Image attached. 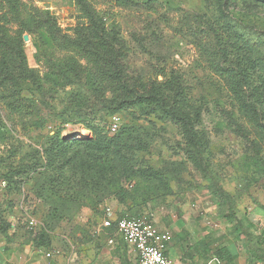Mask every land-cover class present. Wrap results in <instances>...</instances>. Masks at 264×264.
I'll list each match as a JSON object with an SVG mask.
<instances>
[{
  "label": "rangeland",
  "instance_id": "374dc122",
  "mask_svg": "<svg viewBox=\"0 0 264 264\" xmlns=\"http://www.w3.org/2000/svg\"><path fill=\"white\" fill-rule=\"evenodd\" d=\"M22 1L33 29L27 63L43 72L36 19L48 12L74 35L82 13L73 0ZM89 1L119 36L130 73L156 81L164 105L95 101L83 119L71 117L72 87L26 89L20 112L0 93V264H83L106 238H122L103 225L108 209L172 233L180 210L210 205L209 186L222 210L264 190V0ZM126 126L133 140H116ZM99 135L115 139L101 145Z\"/></svg>",
  "mask_w": 264,
  "mask_h": 264
},
{
  "label": "trees",
  "instance_id": "16d2710c",
  "mask_svg": "<svg viewBox=\"0 0 264 264\" xmlns=\"http://www.w3.org/2000/svg\"><path fill=\"white\" fill-rule=\"evenodd\" d=\"M73 1L79 6L83 17L74 35L63 33L56 17L48 12L46 16L40 14L42 16L36 19L37 30L41 32L40 37L45 46V52L39 50L38 53V61L44 60L41 72L29 68L27 63L24 34L31 33L33 29L25 21L23 1L0 0V93L8 108L20 112L29 107L31 99L23 96V91L33 87L42 91L48 83L60 89H78L70 96V100L77 106L71 116L73 118L85 119L84 108L96 107L98 104L95 101L113 104L117 108L153 102L164 105V99H156L162 92L160 87L157 88L156 81H148L130 73L127 52L122 48L119 36L107 28L104 18L91 2ZM13 23L19 25L14 32L11 28ZM37 46L42 49L38 43ZM155 91L158 95H155ZM86 92H91L94 99ZM32 106L38 108L36 99ZM168 111L178 116L171 107ZM40 123L37 121L35 125ZM133 135L132 127L126 126L121 128L116 140L127 142L133 140ZM97 139L101 145H109L115 138L99 135ZM67 141L70 139L61 140L58 136L59 144ZM208 189H211L208 195L210 199H215L220 205L217 200L220 190L212 186ZM115 225L113 223L110 228Z\"/></svg>",
  "mask_w": 264,
  "mask_h": 264
},
{
  "label": "crops",
  "instance_id": "0c3cea01",
  "mask_svg": "<svg viewBox=\"0 0 264 264\" xmlns=\"http://www.w3.org/2000/svg\"><path fill=\"white\" fill-rule=\"evenodd\" d=\"M209 194L206 209L192 210L188 205L187 213L180 210L171 221L167 255L173 264H264V190L223 210ZM114 237L106 238L84 263L139 264L137 251L119 235Z\"/></svg>",
  "mask_w": 264,
  "mask_h": 264
},
{
  "label": "built area",
  "instance_id": "2783aa9c",
  "mask_svg": "<svg viewBox=\"0 0 264 264\" xmlns=\"http://www.w3.org/2000/svg\"><path fill=\"white\" fill-rule=\"evenodd\" d=\"M120 127V118L112 116L110 127L117 131ZM32 225L35 222H31ZM115 223L116 232L122 236L124 241L132 246L138 253L139 264H173L167 255L168 241L172 235L168 231L160 230L155 223L145 215L118 216L108 209V214L103 222L107 229ZM113 240H110V243ZM42 252V249H40ZM49 258L55 257L59 252L49 250L43 252Z\"/></svg>",
  "mask_w": 264,
  "mask_h": 264
},
{
  "label": "water",
  "instance_id": "95a60500",
  "mask_svg": "<svg viewBox=\"0 0 264 264\" xmlns=\"http://www.w3.org/2000/svg\"><path fill=\"white\" fill-rule=\"evenodd\" d=\"M24 41H25L24 43L30 41V36H29V34H24Z\"/></svg>",
  "mask_w": 264,
  "mask_h": 264
}]
</instances>
